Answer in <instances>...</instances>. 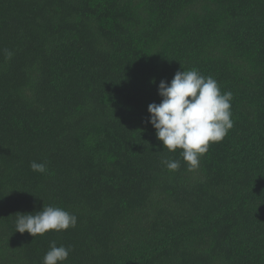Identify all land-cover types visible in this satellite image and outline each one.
<instances>
[{
	"label": "trees",
	"instance_id": "1",
	"mask_svg": "<svg viewBox=\"0 0 264 264\" xmlns=\"http://www.w3.org/2000/svg\"><path fill=\"white\" fill-rule=\"evenodd\" d=\"M192 69L233 127L189 170L148 106ZM43 206L76 226L16 232ZM52 242L64 264H264V0H0V264Z\"/></svg>",
	"mask_w": 264,
	"mask_h": 264
},
{
	"label": "clouds",
	"instance_id": "2",
	"mask_svg": "<svg viewBox=\"0 0 264 264\" xmlns=\"http://www.w3.org/2000/svg\"><path fill=\"white\" fill-rule=\"evenodd\" d=\"M11 55V52L6 53L8 58ZM158 95L161 102L148 106L149 123L163 149L169 152L181 150L180 155L191 170L199 165V159L208 151L209 145L221 141L233 127L232 93H221L214 78L192 69L177 71L170 83L162 80ZM163 163L170 171L180 167L178 160ZM30 168L38 173L47 171L45 163L35 161ZM15 216L16 232L28 233L33 238L53 230L74 228L77 223L75 215L55 206H43L35 213H17ZM69 252L70 249L52 242L43 257V264H64Z\"/></svg>",
	"mask_w": 264,
	"mask_h": 264
}]
</instances>
